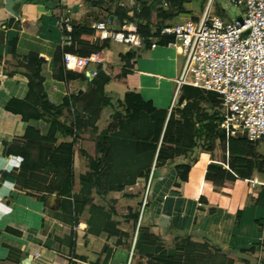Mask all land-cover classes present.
Segmentation results:
<instances>
[{"label":"crops","instance_id":"0c3cea01","mask_svg":"<svg viewBox=\"0 0 264 264\" xmlns=\"http://www.w3.org/2000/svg\"><path fill=\"white\" fill-rule=\"evenodd\" d=\"M143 1L22 0L19 11L11 14L5 10L4 0H0V264H131L137 240V234L133 237L131 222L115 217L118 229L132 238L130 247L118 246V237L96 232L99 229L88 224L89 208L75 216L77 225L72 226V213L71 218H67V207L61 209L64 203L55 195L44 201L37 193L18 191L13 177L2 178L22 163L17 165L15 157L6 154L4 144H11L28 126L43 134L49 129L43 121L25 125L19 117L7 113L5 107L11 99L26 96V84L19 76L24 70L19 63L30 53L44 61L43 86L52 104L58 106L66 97L86 93L87 80H92L90 72L97 65L74 71L83 75L84 80L60 81L56 75L58 50L71 46L59 29L58 21L69 18L73 27L93 31L94 45H106L95 54L100 64L123 67L121 56L136 55L137 70L128 76L126 85L114 82L105 85V94L114 97L112 103L122 101L128 92H136L156 110L168 113L184 65L179 50L158 45L156 41L152 42L157 44L155 47L143 44L133 48L94 39L96 34L92 26L100 21H109L114 31L123 30L125 23L137 25L133 16L140 12ZM184 8L185 13L172 21V26L193 20L200 5L191 2ZM14 39H17L15 57L8 52V44ZM5 75L11 76L6 78ZM60 119L70 122V114L65 111ZM182 163L189 164L191 170L188 181L177 184L174 166ZM166 164L165 173L152 182L144 219L158 230L166 231L162 233L163 244L170 246L175 239L188 238L190 264H264V199L256 202L261 199L264 176L254 174L251 179H240L223 164L234 180L213 185L205 179L206 170L210 164L222 166V163L199 151L189 152L188 156H179ZM74 172L76 177L88 172L84 159L77 152ZM13 192L18 195L13 197ZM133 194L132 199H137L136 193ZM99 200L95 195V201ZM238 212L242 215L236 224ZM141 224L142 218L138 227ZM154 235L160 243V231Z\"/></svg>","mask_w":264,"mask_h":264},{"label":"trees","instance_id":"16d2710c","mask_svg":"<svg viewBox=\"0 0 264 264\" xmlns=\"http://www.w3.org/2000/svg\"><path fill=\"white\" fill-rule=\"evenodd\" d=\"M193 1L196 0H144L141 3L140 12L133 16L144 46L150 47L155 39L156 43L161 46H169L173 43L174 37L162 35V31L166 27H171L170 23L185 13L184 6ZM199 1H201L200 9L203 13L204 0ZM200 15L194 16L193 20L198 21ZM70 37L71 46L60 48L55 58L57 79L66 82L74 79L84 80L83 75L64 68L63 53H72L87 58L102 50L106 45H94L93 31L84 27H73ZM16 45L17 39L8 44V52L14 57ZM120 59L124 63L123 67L97 65L95 68L97 75L92 80H87L86 93L82 96L66 97L58 106L48 100L44 91V78L41 75L44 61L35 53H30L21 59L19 67H22L24 72L19 76L26 84L27 93L23 99H11L5 111L19 117L25 125L43 121L49 129L46 134H43L39 129L25 126L26 129L22 135L16 137L11 144H4L7 155L22 157L23 160L18 169H14L9 174H3L2 178L13 177L18 191L37 193L44 201L55 195L64 203L61 209L64 206L67 207L69 212L67 218L72 213L74 220L75 216L89 208L88 224L93 228H98L96 232L116 236L118 246L128 245L130 247L132 238L130 239L128 233L118 229V223L114 217L132 220L137 224L141 213L134 211L132 207L128 208V213H119L114 204L105 200L110 192L115 194L117 200L122 197L129 199L135 197L130 192L131 187L124 188L123 185L116 190L112 187V191L111 186L105 184V178L110 175L112 169L111 150L115 143H119V137L127 136L128 139L131 136L132 138L129 143L122 141L125 150H129L127 147L130 145L134 147L133 150L137 155L153 154L154 169H161L162 174L166 171V163L172 162L179 156H188L189 152H200L199 141L202 138L217 144H226L228 156L225 165L238 178L251 179L254 174L264 175V173H260L261 170L259 171L252 158V155H255L253 146L260 142L251 143L245 138L226 136L225 131L221 129L223 118L220 112V102L213 93H206L189 86L182 88L178 105H183L184 102L187 103L194 97H204L207 108L211 111L195 123L192 122L193 113L191 111L183 113L182 110H178L180 117L176 118L173 114L175 110L170 115L158 111L136 92H128L122 101L112 103V99L104 92L105 85L110 82L126 85L128 76L137 70L135 54L129 53L121 56ZM10 76L5 75L6 78ZM105 108L113 111L117 123L100 131L97 125L99 112ZM65 111L70 114V122L60 119ZM142 121L146 122L145 130L147 129L144 138H141L143 131L139 127ZM114 133L115 136H113ZM76 152L84 159L88 168V172L84 175L86 177L78 181L74 172ZM174 170L177 174V184L188 181L191 170L189 164L175 165ZM143 175L149 178L151 171L147 170ZM205 179L208 183L218 186L225 182H232L234 177L223 166L210 164L206 170ZM95 195L102 203L95 201ZM260 198L256 200L257 203L264 199V189L260 193ZM145 208L146 204L141 211L142 224L137 230L131 264H190L188 238L175 239L170 242V246L163 244L162 233L166 231L162 228L158 230L157 227L144 221L146 219ZM241 215L242 212H238L236 224ZM73 220L70 223L76 226L77 221ZM159 231L160 243L154 235Z\"/></svg>","mask_w":264,"mask_h":264},{"label":"built area","instance_id":"2783aa9c","mask_svg":"<svg viewBox=\"0 0 264 264\" xmlns=\"http://www.w3.org/2000/svg\"><path fill=\"white\" fill-rule=\"evenodd\" d=\"M216 1L207 0L198 21L189 19L162 31V35L174 37L169 46L179 50L185 59L169 112L175 109L185 86L213 93L220 102L221 129L226 136L261 143L264 142V0H225L227 7L237 12L233 20L211 16ZM58 26L71 44L70 19L61 18ZM92 29L94 39L133 48L144 44L134 23H125L123 30L114 31L109 21H100ZM62 63L66 70L77 71L101 62L95 54L84 58L66 52ZM96 75L93 69L90 76Z\"/></svg>","mask_w":264,"mask_h":264},{"label":"rangeland","instance_id":"374dc122","mask_svg":"<svg viewBox=\"0 0 264 264\" xmlns=\"http://www.w3.org/2000/svg\"><path fill=\"white\" fill-rule=\"evenodd\" d=\"M193 2H197L200 5L201 1L196 0ZM206 5H207V0H204V10L206 8ZM201 13H202V9H200L197 12V16L200 15ZM211 16L213 17L219 16L225 20L226 19L233 20L237 18L238 15L234 8L229 9L227 7L225 0H218L214 2V4L212 5ZM182 60L184 63L185 62L184 58H182ZM110 92L111 91H109V93ZM108 96H111V94H109ZM174 96H175V91H174ZM111 99L113 102L114 97L112 96ZM187 103L184 102L183 105L180 104L178 105V103L176 104V107L174 109L175 111L173 112L176 118L180 117V114H178V110H182L183 113H186L187 111H191L193 113L192 122L195 123L196 121H200L203 118L204 114L211 112L207 108L204 97L201 98L194 97ZM185 105L186 107L184 108ZM114 123H117V121L114 119L113 111H111L110 108L102 109L101 112H99V119L97 125L100 131L110 128ZM139 127L143 131V133H141V138H144V136L147 133V129L145 130L146 122L142 121ZM117 133L118 132L116 131V134ZM113 136H115V133L113 134ZM131 139H132L131 136H129L128 139L127 136L119 137L118 138L119 143H115V145L112 147L111 150L112 160L110 161L112 169L110 171V175H108V177L105 178V184L107 186L110 185L111 186L110 190L112 191L113 188L114 190H116L122 187L123 185L124 188L131 187L130 192L136 193L137 199H132V198L129 199L126 197L124 198L125 199L124 200L122 197L121 199L117 200L115 199V194L113 192H110L105 198V200L114 204L119 213H128L127 210L129 208V205L130 206L132 205L134 211H139L141 213V211L143 210V203H145L146 208L144 209V214H147L150 203V189L152 187V183L150 185L149 192L147 193L150 177L145 178L143 174L147 172V170H150L152 172V169L154 168V164H155V159H153V154L137 155L136 152H134L133 150L134 147L133 146L130 147V145L127 147L129 148V150H125L122 141L129 143L131 142ZM186 144L188 143L186 142ZM199 146L201 148L200 152L208 154L210 158H212L214 161H217L218 163H222V166L223 164H226L225 162L228 156L226 144H217L202 138V140L199 141ZM253 151L255 155H252V158H254L256 162V167L259 169V171L261 170L260 173H264V142L254 145ZM85 177L86 176L84 175L82 176L79 175L78 177L75 176L77 181L82 180ZM122 201H125L124 204L122 203ZM100 203H102V201ZM128 222L132 223L130 227H131V231L133 232V237L135 238L139 223L135 224V222L132 220H128Z\"/></svg>","mask_w":264,"mask_h":264},{"label":"water","instance_id":"95a60500","mask_svg":"<svg viewBox=\"0 0 264 264\" xmlns=\"http://www.w3.org/2000/svg\"><path fill=\"white\" fill-rule=\"evenodd\" d=\"M21 4H22V0H4V8L6 11H8L11 14L17 13L21 7ZM239 21H241V20L239 19ZM90 74H92V71L90 72ZM217 165H219V164H217ZM161 176H162L161 169H154V168L152 169L150 179H149V183H148L147 193L149 192V188H150L151 183L153 181H155L156 179L160 178ZM17 195H18L17 192H13V194H12L13 197H16ZM144 206H145V203L143 204V207ZM141 218H142V212H141L140 220H141ZM140 220H139V222H140Z\"/></svg>","mask_w":264,"mask_h":264},{"label":"clouds","instance_id":"9594fccd","mask_svg":"<svg viewBox=\"0 0 264 264\" xmlns=\"http://www.w3.org/2000/svg\"><path fill=\"white\" fill-rule=\"evenodd\" d=\"M15 160H16L17 165H19V163L22 162L23 158L22 157H15ZM6 186H9V185H7V183H6Z\"/></svg>","mask_w":264,"mask_h":264}]
</instances>
